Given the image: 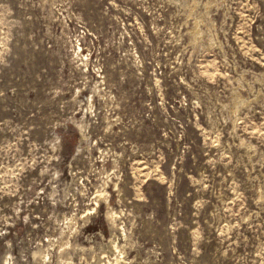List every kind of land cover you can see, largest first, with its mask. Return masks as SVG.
Wrapping results in <instances>:
<instances>
[{
    "label": "rangeland",
    "instance_id": "1",
    "mask_svg": "<svg viewBox=\"0 0 264 264\" xmlns=\"http://www.w3.org/2000/svg\"><path fill=\"white\" fill-rule=\"evenodd\" d=\"M0 264H264V0H0Z\"/></svg>",
    "mask_w": 264,
    "mask_h": 264
}]
</instances>
